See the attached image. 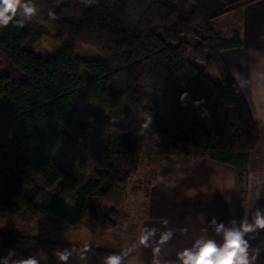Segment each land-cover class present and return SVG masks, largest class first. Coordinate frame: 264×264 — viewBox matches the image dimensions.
Wrapping results in <instances>:
<instances>
[{"label": "trees", "instance_id": "16d2710c", "mask_svg": "<svg viewBox=\"0 0 264 264\" xmlns=\"http://www.w3.org/2000/svg\"><path fill=\"white\" fill-rule=\"evenodd\" d=\"M32 2L37 12L30 19L17 23V15L0 26V209L34 218L53 215L76 226L95 219V200L103 210L101 230L121 233L146 137L165 140L168 153L185 162L209 157L236 167L240 194L246 195L259 124L222 57L242 46L240 35L224 38L196 0ZM180 2L187 7L178 8ZM51 31L71 47L36 56L28 41ZM73 45L96 49L100 61L83 62ZM191 53L201 68L191 62ZM115 78L121 80L118 93L109 88ZM198 100L203 103L195 105ZM81 102H94L99 110L85 118ZM138 111L152 124L126 137ZM95 130L103 136L94 143L91 166L86 155ZM242 217L240 206L238 220ZM11 248L12 259L35 256L40 264H104L114 253L124 264L131 257L0 232V256ZM65 250L67 261L59 255Z\"/></svg>", "mask_w": 264, "mask_h": 264}, {"label": "crops", "instance_id": "0c3cea01", "mask_svg": "<svg viewBox=\"0 0 264 264\" xmlns=\"http://www.w3.org/2000/svg\"><path fill=\"white\" fill-rule=\"evenodd\" d=\"M196 1L204 15L214 19L224 38L231 39L236 34L241 37L242 46L223 51L222 57L259 124L260 143L249 154L245 196L240 194L238 169L234 166L209 157L171 165V170L179 171L180 191L151 194L145 207L146 219L138 227L137 248L141 253L152 254L149 264H156L157 260L159 264H180L178 253L197 239L222 242L216 224L231 227L233 221L251 223L255 211L264 210V0ZM240 206L243 217L238 220ZM213 219L216 224L211 223ZM153 229L145 241L142 237ZM169 229L171 238L163 240ZM248 236L253 247L264 249V229ZM256 264H264V251Z\"/></svg>", "mask_w": 264, "mask_h": 264}, {"label": "rangeland", "instance_id": "374dc122", "mask_svg": "<svg viewBox=\"0 0 264 264\" xmlns=\"http://www.w3.org/2000/svg\"><path fill=\"white\" fill-rule=\"evenodd\" d=\"M176 6L180 9H185L183 2ZM196 43V41H193V47H195ZM71 45L70 41L62 40L59 34L54 31L40 37L35 36L27 43V47L31 48L36 56L42 58L55 56L66 47H71ZM74 47L76 55L83 62L91 63L101 59L98 51L92 47L84 45H76ZM190 60L201 68V65L195 61L193 53L190 54ZM109 88L112 93H118L121 89V80L119 78L113 79ZM98 110L99 106L94 102H81L79 104V111L85 118H90ZM106 119L107 117L104 118V120ZM151 124V118L144 116L140 111L136 112L132 120L133 130L127 133L126 137L139 134L142 126ZM101 134L102 132L99 130L91 133L93 140L86 155L91 166H94L92 159L94 143L102 138L103 135ZM169 150L170 148L165 140L157 137H146L140 158L139 174L130 182L129 197L125 204L123 217L126 229L121 233L101 230L103 210L95 200L92 201V206L96 212L95 219L89 224L76 226H71L53 215H43L34 218L25 211L19 215H10L0 209V232L14 236H36L123 251L130 254V261L149 264L152 254L141 253L137 248L138 227L146 219L147 211H145V207L149 197L151 194L156 196L158 193L180 191L179 177H177L179 176V171H173L170 167L175 161H185L171 156L168 153ZM78 151L81 156L85 155L82 144H79ZM169 170L171 171L170 173H168ZM1 194L2 188L0 187V196Z\"/></svg>", "mask_w": 264, "mask_h": 264}, {"label": "clouds", "instance_id": "9594fccd", "mask_svg": "<svg viewBox=\"0 0 264 264\" xmlns=\"http://www.w3.org/2000/svg\"><path fill=\"white\" fill-rule=\"evenodd\" d=\"M37 12V8L32 0H0V26H7L19 15L17 23H23L30 19ZM187 93L182 94L181 101L185 99ZM203 103L202 100L194 101L195 105ZM207 114V110H204ZM216 224L215 219L211 222ZM264 229V210L257 209L252 218V222L242 221L237 224L232 222L231 227H226L223 223L216 224V232L222 233V242L217 243L213 239H197L191 247L183 249L178 253L180 264H256L258 257L264 249L261 246L253 247L250 244L248 234L256 233ZM154 229L146 233L142 238L147 241L148 235ZM172 230L169 229L162 236L163 240L170 239ZM16 255V249L11 248L7 254L0 256V264H40L35 256L25 259H12ZM60 259L67 261L70 253L65 250L61 252ZM122 255L111 254L104 260V264H121ZM159 264V261H156Z\"/></svg>", "mask_w": 264, "mask_h": 264}, {"label": "water", "instance_id": "95a60500", "mask_svg": "<svg viewBox=\"0 0 264 264\" xmlns=\"http://www.w3.org/2000/svg\"><path fill=\"white\" fill-rule=\"evenodd\" d=\"M124 264H140V263H136V262H132V261H124Z\"/></svg>", "mask_w": 264, "mask_h": 264}]
</instances>
